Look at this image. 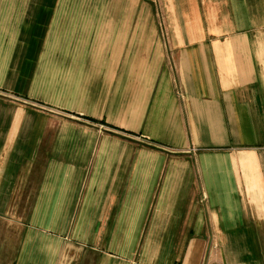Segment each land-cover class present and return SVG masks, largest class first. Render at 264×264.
Returning <instances> with one entry per match:
<instances>
[{"label":"crops","instance_id":"obj_1","mask_svg":"<svg viewBox=\"0 0 264 264\" xmlns=\"http://www.w3.org/2000/svg\"><path fill=\"white\" fill-rule=\"evenodd\" d=\"M0 264H264V0H0Z\"/></svg>","mask_w":264,"mask_h":264}]
</instances>
